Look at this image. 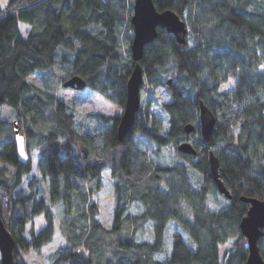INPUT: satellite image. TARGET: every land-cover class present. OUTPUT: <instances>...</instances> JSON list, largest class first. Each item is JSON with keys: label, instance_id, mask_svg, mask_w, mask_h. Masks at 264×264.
<instances>
[{"label": "trees", "instance_id": "trees-1", "mask_svg": "<svg viewBox=\"0 0 264 264\" xmlns=\"http://www.w3.org/2000/svg\"><path fill=\"white\" fill-rule=\"evenodd\" d=\"M133 1L8 0L0 9V107L8 108L0 117V217L14 239V264H25L22 252L53 242L56 230L64 245L49 264L246 262L239 224L249 204L241 198L264 201V0H152L158 12L184 20L186 44L157 29L145 46V95L119 141L120 116L76 113L57 91L78 76L124 108L135 65ZM19 23L28 27L25 37ZM33 75L41 85L29 81ZM228 81L233 87L222 90ZM149 87L164 88L169 101L146 95ZM200 103L215 119L208 142ZM14 123L27 154L39 155L42 177H32L25 191L20 184L31 163L18 160ZM186 142L195 155L177 150ZM168 147L170 160L156 161ZM210 153L230 199L218 193ZM103 169L113 182L110 227L96 201ZM212 193L219 196L214 210ZM40 215L44 226L35 231ZM258 247L264 261V236Z\"/></svg>", "mask_w": 264, "mask_h": 264}, {"label": "water", "instance_id": "water-1", "mask_svg": "<svg viewBox=\"0 0 264 264\" xmlns=\"http://www.w3.org/2000/svg\"><path fill=\"white\" fill-rule=\"evenodd\" d=\"M133 38L130 46L131 58L135 62L132 72L126 85V101L118 124V140L122 141L125 135L131 130L135 115L140 108V90L142 85V70L139 65L143 56L145 46L153 42L157 35V29H164L172 34L178 44H186L187 28L184 20L172 11L158 12L152 0H134L133 14L131 17ZM170 85V82L167 83ZM64 89L82 91L86 88V82L76 76L62 84ZM200 134L205 142L210 140L215 126V119L212 112L202 103L199 105ZM13 134L16 143L17 157L21 164L29 160L25 149L24 136L19 132L16 123L13 124ZM192 126L187 125L185 132L189 134ZM177 150L188 155H195L194 148L188 143H182ZM210 171L218 193L230 199L231 196L220 179L219 160L213 154L208 158ZM241 200L249 204L246 216L239 224L240 231L246 240L248 256L245 264H264L260 255L258 242L264 236V201L257 199ZM15 243L9 231L6 229L0 217V264H14L13 251Z\"/></svg>", "mask_w": 264, "mask_h": 264}, {"label": "rangeland", "instance_id": "rangeland-1", "mask_svg": "<svg viewBox=\"0 0 264 264\" xmlns=\"http://www.w3.org/2000/svg\"><path fill=\"white\" fill-rule=\"evenodd\" d=\"M8 0H0V9H4L7 5ZM19 31L23 37L26 36L28 27L22 23H19ZM29 81L36 85H41V78L39 75H33L28 78ZM233 81H228L222 86V90L226 91L233 87ZM148 93L153 99L157 100L159 103L169 101V95L164 88H151L149 87ZM142 97H144L143 90ZM57 97L64 100L71 108L80 114L86 113H99L105 115H120L121 109L115 107L111 103L105 101L101 97L94 94L88 88H85L82 91H75L72 89H64L60 88L57 91ZM8 111L6 107H0V117L2 114H5ZM146 148V147H145ZM147 149V148H146ZM149 149V148H148ZM151 153V152H150ZM174 154V149L171 147L166 148L161 157H155L156 161L165 162L169 161L172 155ZM30 163H31V172L22 177L20 188L22 190H26L28 181L34 177L37 179H41V173L38 168V159L39 155L37 151L32 152L29 155ZM101 186L96 198L100 209V221L106 227H110L112 223V216L114 212V199H113V185L112 179L110 178L109 171L107 169H103L101 172ZM217 200H219V196L216 194H210L208 196V204L211 210L216 209ZM44 226L43 216L40 215L36 218L33 228L35 231H38L41 227ZM64 245V240L60 237L59 231L56 230L54 241L47 244L42 248L39 253H35L33 251L22 252L21 258L25 262V264H49L51 255L58 249V247ZM225 247L220 248V254L224 251Z\"/></svg>", "mask_w": 264, "mask_h": 264}, {"label": "flooded vegetation", "instance_id": "flooded-vegetation-1", "mask_svg": "<svg viewBox=\"0 0 264 264\" xmlns=\"http://www.w3.org/2000/svg\"><path fill=\"white\" fill-rule=\"evenodd\" d=\"M140 92H141V90H140ZM97 96H98V95H97ZM99 97H100V96H99ZM140 98H141V94H140ZM102 99H103V98H102ZM122 112H123V109H121V114H120V115H114V116H121V115H122ZM191 132H193V129H192ZM191 132H190V133H191ZM190 133H189V134H190ZM189 134H188V135H189ZM186 143H187V142H186ZM188 144L191 145V146L194 148V146H193L192 143H189V142H188ZM194 150H195V149H194Z\"/></svg>", "mask_w": 264, "mask_h": 264}, {"label": "built area", "instance_id": "built-area-1", "mask_svg": "<svg viewBox=\"0 0 264 264\" xmlns=\"http://www.w3.org/2000/svg\"><path fill=\"white\" fill-rule=\"evenodd\" d=\"M4 201L6 202L7 201V198H5Z\"/></svg>", "mask_w": 264, "mask_h": 264}]
</instances>
